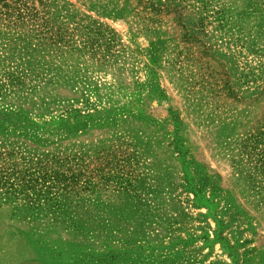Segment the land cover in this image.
I'll use <instances>...</instances> for the list:
<instances>
[{"label":"rangeland","instance_id":"obj_1","mask_svg":"<svg viewBox=\"0 0 264 264\" xmlns=\"http://www.w3.org/2000/svg\"><path fill=\"white\" fill-rule=\"evenodd\" d=\"M0 264H264V0H0Z\"/></svg>","mask_w":264,"mask_h":264}]
</instances>
